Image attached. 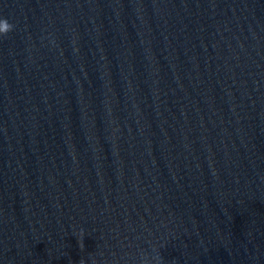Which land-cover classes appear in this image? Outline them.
<instances>
[{
	"label": "water",
	"instance_id": "water-1",
	"mask_svg": "<svg viewBox=\"0 0 264 264\" xmlns=\"http://www.w3.org/2000/svg\"><path fill=\"white\" fill-rule=\"evenodd\" d=\"M0 18V264H264V0Z\"/></svg>",
	"mask_w": 264,
	"mask_h": 264
},
{
	"label": "clouds",
	"instance_id": "clouds-1",
	"mask_svg": "<svg viewBox=\"0 0 264 264\" xmlns=\"http://www.w3.org/2000/svg\"><path fill=\"white\" fill-rule=\"evenodd\" d=\"M14 29V25L11 24L7 18H0V36L7 35ZM83 237V232H81V241ZM157 259V264H159V257Z\"/></svg>",
	"mask_w": 264,
	"mask_h": 264
}]
</instances>
